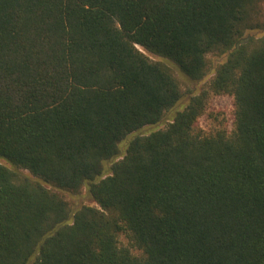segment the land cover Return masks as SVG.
<instances>
[{
    "label": "trees",
    "instance_id": "obj_1",
    "mask_svg": "<svg viewBox=\"0 0 264 264\" xmlns=\"http://www.w3.org/2000/svg\"><path fill=\"white\" fill-rule=\"evenodd\" d=\"M256 30L264 0H0V264H264ZM174 68L213 75L122 152L184 96ZM210 94L231 131L198 129Z\"/></svg>",
    "mask_w": 264,
    "mask_h": 264
},
{
    "label": "rangeland",
    "instance_id": "obj_2",
    "mask_svg": "<svg viewBox=\"0 0 264 264\" xmlns=\"http://www.w3.org/2000/svg\"><path fill=\"white\" fill-rule=\"evenodd\" d=\"M262 36H264V31H261V30L249 31L245 34V38L246 37L259 38ZM146 55L152 60H155V61L159 60L158 57L153 56L151 54L146 53ZM210 59H211L213 67H215L217 64L222 63L225 60V56L211 57ZM174 71H175V74L183 82L182 88H183L184 96L181 98L178 104L172 109V111L167 113L162 123L158 125L146 126L142 128L141 130H139L138 132L131 134L123 142H121L119 147L122 152L125 151L127 142L135 135H145V134L150 133L153 130L164 127L167 120H169V118L173 115V113L176 110H181L182 107H184L188 103L192 95L198 94L200 90L204 88L206 84H208V82L210 81L213 75L211 72L202 81L192 82L188 80L186 77H184L176 68H174ZM233 120H234V107H233L232 97L227 96V95L210 94L209 99L207 101L206 110L202 114V116L198 119L197 127L203 133H212L219 129L226 130L229 132L233 128ZM0 160H1L0 161L1 164H3L9 169L12 168V166L8 162L2 159ZM105 167L106 169H108L110 167V164L106 163ZM22 173L25 176H28L31 178V176L26 171H22ZM64 196L71 203L73 210L83 205L95 206V204L89 197L85 188H83L81 193L78 195H70V194L64 193Z\"/></svg>",
    "mask_w": 264,
    "mask_h": 264
}]
</instances>
